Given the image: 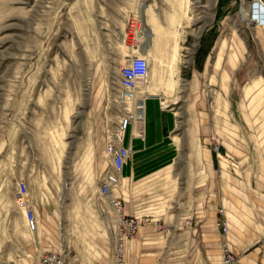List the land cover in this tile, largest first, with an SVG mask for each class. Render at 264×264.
<instances>
[{"label": "rangeland", "instance_id": "obj_1", "mask_svg": "<svg viewBox=\"0 0 264 264\" xmlns=\"http://www.w3.org/2000/svg\"><path fill=\"white\" fill-rule=\"evenodd\" d=\"M252 1L259 4L257 18L247 21L240 9L249 10L252 18ZM179 4L181 13L169 19L161 48L149 45L145 56L149 92L163 96L161 107L173 113L180 138L175 162L136 186L141 207L154 203L161 214L185 186L197 190L194 185L208 154L217 160L215 143L245 167L246 177H264V23H259L264 0ZM84 8L78 0H0V264H39V254L47 251L38 248L45 244V233L23 225L17 182H27L37 208L52 206L62 181L69 186L74 175L79 183L87 169L94 224L84 236L67 233L61 244L75 247L62 249L74 264H86L87 257L96 260L87 264H114L118 208L111 199H119L124 186L117 182L109 196L99 188L111 167L105 144L118 131L121 107L115 95L125 57L90 54L97 50L85 32ZM217 50L222 60L216 65ZM73 161L80 166H71ZM73 186L74 191L82 189L81 184ZM244 216L246 221L249 215ZM156 220L166 226L164 214ZM221 232L228 234L222 251L227 247L232 253L229 239L251 243L264 234L238 225ZM151 248L160 262L171 261L172 251L163 240ZM19 257L24 259L9 262Z\"/></svg>", "mask_w": 264, "mask_h": 264}, {"label": "crops", "instance_id": "obj_2", "mask_svg": "<svg viewBox=\"0 0 264 264\" xmlns=\"http://www.w3.org/2000/svg\"><path fill=\"white\" fill-rule=\"evenodd\" d=\"M78 1L86 4L82 11L86 16L85 32L94 40V49L97 50L90 54L122 56L124 61L131 55L147 56L149 45L156 44L158 49L161 48L168 34L165 29L169 19L181 13L180 0ZM218 47L223 48L222 44ZM216 53L217 65L221 63L222 54L218 50ZM143 91L150 94L141 102L138 118L124 132L122 144L130 149V155L118 176V183L122 188L124 186L120 189L119 199L123 200L125 212L139 218L137 231L132 237L136 238L126 243L125 264H164L160 262L159 253L151 248L160 240L166 242L172 251V259L167 264H222V246L228 234L223 235L216 225L219 210L222 209L227 218L228 231L233 225L248 232L264 230V177L254 174L246 177L243 174L245 167L241 169L240 162L225 147L224 150L221 148L225 155L221 158L228 162L227 166H223L218 157L215 156L217 160L214 161L211 153L208 154L205 169L199 171V181L194 185L197 190L187 191L185 186L172 203H168L165 213H159L154 203L141 207L138 183L171 166L180 149V138L174 131V115L160 106L163 96L140 87L139 92ZM75 164L80 166L79 161H73L71 166ZM85 178L86 187L83 184ZM67 183L62 181L60 191L51 198L52 206L44 203L37 208L30 192L28 194L36 217L34 231L45 233V244L38 245L40 251L64 252L62 247L74 248L72 242L61 244L68 238L67 233H78L81 237L93 227L94 191L92 186L89 189L88 169L86 177L79 183L74 175L69 186ZM75 183L81 184V191L73 190ZM159 214L166 216V226L157 223ZM245 214L252 219L247 217L246 222ZM23 217V225L27 228ZM6 228L9 231V225ZM229 241L236 264H264V234L251 243L238 237ZM144 248L151 250L144 251ZM90 258L84 262L96 263ZM23 259L12 258L9 262ZM74 262L69 260L70 264Z\"/></svg>", "mask_w": 264, "mask_h": 264}, {"label": "built area", "instance_id": "obj_3", "mask_svg": "<svg viewBox=\"0 0 264 264\" xmlns=\"http://www.w3.org/2000/svg\"><path fill=\"white\" fill-rule=\"evenodd\" d=\"M150 83L148 60L143 55H131L119 66L117 74L116 102L121 107V114L118 118V131L108 139L105 144V151L110 158L111 169L102 175L99 192L103 196L111 195L112 186L118 182L119 173L130 155V149L122 144L124 132L138 117V109L142 107L141 102L148 97L147 91L139 92V88ZM140 101V102H139ZM132 106H128V103ZM214 151L216 156L224 157L220 145L215 143ZM17 187V205L23 209L26 226L30 231L36 228V217L33 207L28 198L29 187L26 181L19 180ZM111 204L118 208V229L114 246V264H125L124 253L127 241L132 238L138 228L139 220L136 216L128 215L125 212L123 203L117 197H112ZM220 217L216 224L226 233L229 225L227 218L219 210ZM223 264H236L235 255L225 247L222 251ZM39 264H69L66 254L53 250L42 251L39 254Z\"/></svg>", "mask_w": 264, "mask_h": 264}, {"label": "bare ground", "instance_id": "obj_4", "mask_svg": "<svg viewBox=\"0 0 264 264\" xmlns=\"http://www.w3.org/2000/svg\"><path fill=\"white\" fill-rule=\"evenodd\" d=\"M241 1H244V0H241ZM245 3V2H244ZM263 9V8H262ZM262 9H261V11H260V13L262 12ZM240 15H241V18L242 19H244V20H247V21H249V20H251L252 21V18H251V12L249 11V10H247V9H244L243 8V6H241V9H240ZM182 24V23H181ZM180 29V28H179ZM179 33V32H178ZM179 56V55H178ZM178 56H176V62L179 60V57ZM177 75V74H176ZM175 79V78H174ZM176 85H178V77L176 76ZM149 86H150V84L148 83V85H145V86H143V88H148V90H149ZM160 106H162V107H164V102L163 101H161L160 102Z\"/></svg>", "mask_w": 264, "mask_h": 264}, {"label": "water", "instance_id": "obj_5", "mask_svg": "<svg viewBox=\"0 0 264 264\" xmlns=\"http://www.w3.org/2000/svg\"><path fill=\"white\" fill-rule=\"evenodd\" d=\"M259 4H258V2L257 1H252V3H251V6H252V20H254V19H256L257 17H256V6H258ZM251 22V21H250ZM259 23H264V8L262 9V12H261V14L259 15Z\"/></svg>", "mask_w": 264, "mask_h": 264}]
</instances>
